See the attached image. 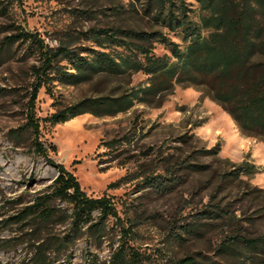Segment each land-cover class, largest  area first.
Segmentation results:
<instances>
[{"label":"rangeland","instance_id":"obj_1","mask_svg":"<svg viewBox=\"0 0 264 264\" xmlns=\"http://www.w3.org/2000/svg\"><path fill=\"white\" fill-rule=\"evenodd\" d=\"M145 1L0 0V264H36L41 257L46 264H110L122 240L141 264H178L187 256L193 264H264V141L244 134L201 85L173 82L158 94L143 93L150 77L142 71L53 81L51 92L39 88L34 101L49 157L72 172L88 196L106 195L116 207L105 235L66 241L67 223L12 218L48 189L57 170L28 149V140L20 147L9 140V129L25 122L38 58L28 43L4 38L25 30L49 46L115 54L122 48L99 47L84 32L159 30L184 49L181 31L155 23ZM184 1L199 22V3ZM152 46L155 55H171L157 41ZM121 94L140 97L114 114L86 112L57 124L47 119L85 98ZM245 162L257 171L238 173ZM54 205L69 207L58 199Z\"/></svg>","mask_w":264,"mask_h":264},{"label":"trees","instance_id":"obj_2","mask_svg":"<svg viewBox=\"0 0 264 264\" xmlns=\"http://www.w3.org/2000/svg\"><path fill=\"white\" fill-rule=\"evenodd\" d=\"M195 1L202 11L199 22L191 20L188 13L190 8L184 0L145 1L146 13L155 23L171 32L181 31L184 49L159 30L101 28L84 32L85 35L90 34L87 37H92L99 47H121L122 51L115 54L96 48L76 51L62 42L55 47L49 46L39 34L25 30H17L4 38L8 44L17 41L28 43L38 58V64L31 67L34 81L25 122L9 129V140L16 147L28 140V149L42 156L57 170L48 189L12 218L20 221L31 217L38 222L67 223V233L62 238L66 241H72L82 234L101 238L105 235L107 220L117 218L111 199L106 195L88 196L76 176L49 157L40 140V124L34 113V101L39 88L44 87L46 92H51L53 81L74 84L91 74H121L130 69L149 75L150 82L147 88L141 90L143 93L158 94L171 88L173 82L201 85L204 94L221 105L244 134L264 141V0ZM5 9L7 7L3 4L1 11ZM153 41L163 44L171 55H155L152 51ZM61 61L66 64H61ZM67 64L69 67H66ZM138 95L85 98L55 110L47 119L51 124H57L86 112L114 114L131 107L133 100L139 99ZM51 150L55 151V147L51 146ZM257 169L245 162L237 167V172L251 174ZM55 199L69 207L58 209L54 205ZM123 233V236L127 235L126 230ZM193 262L189 256L177 261L178 264ZM36 264L46 262L41 257ZM110 264H141V257L122 240L113 252Z\"/></svg>","mask_w":264,"mask_h":264}]
</instances>
